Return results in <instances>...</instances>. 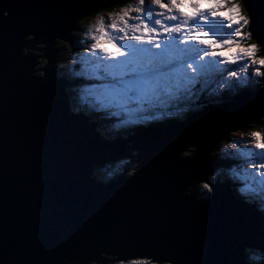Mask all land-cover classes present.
Returning a JSON list of instances; mask_svg holds the SVG:
<instances>
[{"label": "water", "instance_id": "95a60500", "mask_svg": "<svg viewBox=\"0 0 264 264\" xmlns=\"http://www.w3.org/2000/svg\"><path fill=\"white\" fill-rule=\"evenodd\" d=\"M123 1L0 0V264L162 253L175 264H254L246 249L260 244V209L226 181L206 199L194 188L225 163L212 157L218 144L262 120L264 79L184 119L99 138L52 78L54 42L75 46L79 21ZM40 45L42 79L31 75L36 60L23 53ZM180 141L188 143L173 153ZM128 160L130 172L125 165L113 181L94 182L92 171Z\"/></svg>", "mask_w": 264, "mask_h": 264}, {"label": "snow or ice", "instance_id": "6c2138e0", "mask_svg": "<svg viewBox=\"0 0 264 264\" xmlns=\"http://www.w3.org/2000/svg\"><path fill=\"white\" fill-rule=\"evenodd\" d=\"M208 3L214 6L202 8L201 0H150V3L136 0L134 6L110 17L107 24L103 16L97 17L96 25L81 33L91 40L84 46L87 62L79 72L75 68L68 70L72 84L76 85L69 93L73 110L100 113L116 107L127 116L122 123H143L153 119L150 112L158 103L165 105L167 100L178 98L182 90L189 91L202 77L215 75L220 89L238 81L251 82L253 77H264V0L258 6L251 0H208ZM185 7L190 11H183ZM224 28L228 31L220 35ZM102 41L111 44L114 50L105 47ZM222 49H227V53ZM71 63L75 66L78 62ZM220 64L225 67H219ZM225 73L233 79H225ZM260 109L259 115L264 117V98L260 99ZM249 140L259 151L250 153L245 165L252 169L249 176L259 191L256 187H240L238 193L241 199L248 197L244 203L259 201L262 206L260 244L249 246L246 251L264 254V133L251 131ZM187 143L173 144L172 152L179 153ZM231 147L238 149L239 141ZM217 181L214 175L202 184L205 195L217 190ZM61 258L53 264H58ZM161 262L175 264L174 257L164 253L133 260L131 264Z\"/></svg>", "mask_w": 264, "mask_h": 264}, {"label": "rangeland", "instance_id": "374dc122", "mask_svg": "<svg viewBox=\"0 0 264 264\" xmlns=\"http://www.w3.org/2000/svg\"><path fill=\"white\" fill-rule=\"evenodd\" d=\"M135 2L136 0H127L124 3H122L120 7H115L113 9H108V10L96 11L93 15H91V17L89 18L87 22H83V23L80 22V24L77 25L78 27L77 26L75 27L76 30H74V39H76L79 44H82V43H84L85 45L90 44L91 40L85 39L84 37H82L81 33H83L85 29L93 28L97 23V17L103 16L105 23L107 24L110 22L109 20L110 17H115L116 14L121 12L123 8L134 6ZM148 3H150V0H148ZM212 6L214 5L209 4L208 0H201L202 8L212 7ZM182 10L190 11V9H188L187 7L183 8ZM227 31L228 30L226 28L222 29V31L220 32V35H224ZM244 31L247 32V29L245 28ZM113 35H115V33H113ZM57 43L58 42H55L54 44H57ZM102 43H104V46L108 47L110 50H114L111 48V44L105 43L104 41H102ZM61 44H64V43L59 42V44H57L56 46L61 47ZM64 45H67V44H64ZM41 47L42 45L38 46V52L27 50V49L23 50V53L25 55H30L33 59L36 60L38 71L32 70V75L34 77H43L45 73L43 71V68L45 67V62H46V58H44V56H46V51L44 47H42V49ZM222 50L225 53H227V49H222ZM66 52L69 55L72 54V52L69 51L68 47H66ZM77 57L78 58H75V59L73 58L72 60H76L78 62V66H79L78 72H79L83 64L87 62V54L84 51V47L81 48ZM56 66H57V63H56ZM219 67L223 68L225 67V65L220 64ZM228 67L235 68V65H228ZM249 71L251 72L252 69H250ZM57 72L68 75V69L58 70L55 72L54 76L57 74ZM224 78L228 80L233 79L231 77H228L226 73H225ZM262 78L263 77H253L251 82L241 83L238 81L236 84L232 85L231 87H225L224 89H220L218 87L219 81L217 80L215 75L202 77L196 85L190 88L189 91L184 92L182 90L181 93L178 94V98L173 97L172 99L167 100L165 105H161L158 103L156 107L153 108L150 112V115L153 117V119L144 121L143 123H122L123 120L127 119V116L123 112H121L119 108H116V107H113L107 111L102 110L100 113H97L94 110L87 111V112L77 111V113H82L83 115H85L87 120H92V121L99 120V122L95 121V122H98L95 125V131L98 133L99 136L101 135V137L118 138L119 134H121V136L125 134L126 136V134L129 133L134 126H137L140 124H147V123H152V122L159 121V120L171 119L173 116H175L174 119L176 117L184 118L183 112H185L186 110H191V108L194 105H202L203 101H205L204 98L212 102V104L223 101L225 99L230 98L227 95H232L236 91L239 92V91H242V89L244 88H249V87L254 88L256 86H260ZM92 83H95V82L93 81ZM65 86L66 84L64 85V87ZM208 93H211V98L209 97ZM198 96H201L202 98L198 99ZM223 96H226V98L223 99L222 98ZM208 98H210V100ZM69 100H70V107L74 106L72 97L70 94H68V102ZM196 101L197 103L194 104ZM79 107L80 106L78 105V108ZM195 109H198V108H194L193 110ZM102 117H104L105 120L102 119ZM108 119H111V120H108ZM113 120H118L119 125L116 129H114L113 126L117 124V121H113ZM261 124H264V117L262 118V120L260 121L258 125H250L248 128L240 132H236V133L228 135L225 142H223V144L222 143L219 144V146L213 152L215 157H218L221 159L225 158L227 160L226 162L227 165L226 164L223 165L224 168L223 167L220 168V166H218L214 170L213 173L215 174V176L218 177L220 181H223V180L230 181L231 180L233 184L232 190L234 191L235 194L238 193V188L240 187H246V188L256 187L257 191H259V187L256 185H253L251 182L249 173L252 172V169L245 165V161L250 158L249 156L250 153H255L259 151L253 147V142L249 140V136H250L251 131H260L264 133V127H262ZM241 132H243V136H241ZM237 141H239V148L233 149L231 145L232 143H235ZM190 151H192L191 148L190 150L187 149V151L185 152L190 153ZM185 152L182 153V156L185 155ZM225 153H228V155H225ZM229 153H232V154H229ZM230 155L232 157V163H231ZM251 158L256 159L258 157H251ZM129 162L130 160L92 171L93 177L97 181L98 180L105 181L107 179L112 178L113 176L118 175L122 171V167L125 165H128V168H129L128 172H130ZM194 190H195L197 199L206 198V195H203V193H205L206 190L202 189V183H199L194 188ZM244 199L246 200L248 199V197L244 196ZM253 202L256 204V206L259 209L262 207L259 204V201H253ZM247 253H248L247 258H251L254 264L258 263L264 257V254L260 253L258 250L248 251ZM102 255L103 254H101L100 257ZM67 264H71V263H67ZM88 264H96V263H94L93 261H90Z\"/></svg>", "mask_w": 264, "mask_h": 264}, {"label": "trees", "instance_id": "16d2710c", "mask_svg": "<svg viewBox=\"0 0 264 264\" xmlns=\"http://www.w3.org/2000/svg\"><path fill=\"white\" fill-rule=\"evenodd\" d=\"M125 1V0H124ZM123 1V2H124ZM121 5H119V6H117V7H120ZM116 7V6H115ZM115 7H113V8H115ZM113 8H110V9H113ZM91 16H89V17H87V19L86 18H84L83 19V21L84 22H87L88 20H89V18H90ZM80 24V23H79ZM69 45V44H68ZM68 45H66V46H63V48H62V50H61V52H60V55H59V60H58V62H57V66H55L56 67V71H58V70H65V69H68V70H70V69H73V68H75V71H77L78 72V63L75 65V66H73V64H70V62H71V60L73 59V58H75V53H78V48L79 47H84L85 46V44L83 43V44H81V45H79V46H76L75 48H73L74 47V45L71 43V47H68ZM66 47H68L69 48V51H71V52H73L71 55H69L67 52H66ZM56 75H58V77H60V79L61 80H63V81H66V83H67V85L65 86V89H66V91H67V93L69 94L70 93V90L72 89V88H75L76 87V85H74V84H72V82H71V79L69 78V74L68 75H63V74H61V73H59V72H57V74ZM55 75V76H56ZM54 76V77H55ZM76 79H79V77H77ZM262 79H264V77L262 78ZM93 81H91L90 83H92ZM259 83V82H258ZM75 86V87H74ZM82 86V85H81ZM256 87H259V86H256ZM255 87V88H256ZM206 96V95H205ZM209 97L211 98V94H209ZM204 98V97H203ZM210 98H208L209 100H210ZM198 99H200V96H198ZM205 99V101L206 102H210V101H208L206 98H204ZM197 102V101H196ZM196 102L194 103V104H196ZM194 107H201V105L200 106H197V105H194L192 108H191V110H186L185 112H183L184 114V118L185 117H187V115H189V114H191L192 112H193V108ZM174 117L175 116H173L171 119H169V120H162V121H155V123L157 124V123H162V122H171V121H176V120H179V119H182L183 117H181V118H179V117H176L175 119H174ZM104 119V118H103ZM105 120V119H104ZM94 121H96V120H94ZM141 126H144V125H138V127H141ZM138 127H135V128H138ZM134 129H131V131H133ZM97 136H98V134H97ZM101 137V135L99 136V138ZM107 139V138H106ZM225 141V140H224ZM190 154V153H189ZM222 168V167H221ZM213 175H215L214 173L213 174H210L209 176H208V180L210 179V177H212ZM117 176V175H116ZM115 177V176H114ZM217 182H220L219 181V179H218V181ZM229 183H231V182H229ZM203 184V183H202ZM231 185V187H232V183L230 184ZM208 194V193H207ZM203 195H205V193H203ZM238 197H240V195H237ZM254 203V202H253ZM248 254V253H247ZM113 255L112 254H107V257H109V259L112 261V262H108V261H106L105 262V259H102L101 261H99V262H97L96 264H131V262L133 261V260H143V259H146V258H135V259H127V260H125L124 261V259H116V256L115 257H112ZM106 257V258H107ZM109 259H107V260H109ZM249 260H250V262H253L252 261V259L251 258H249ZM62 262H64V260L62 261ZM128 262V263H127ZM66 263H70L69 262V260L68 261H66ZM95 263V262H94ZM161 264H167V263H161Z\"/></svg>", "mask_w": 264, "mask_h": 264}, {"label": "clouds", "instance_id": "9594fccd", "mask_svg": "<svg viewBox=\"0 0 264 264\" xmlns=\"http://www.w3.org/2000/svg\"><path fill=\"white\" fill-rule=\"evenodd\" d=\"M82 21V20H81ZM81 21H79L76 25H75V27L81 22ZM84 22V21H83ZM78 27V26H77ZM74 30H76V28H74ZM82 36V35H81ZM83 37V36H82ZM75 40V46L73 47V48H75L76 46H79V45H81V44H79L78 43V41L76 40V39H74ZM57 44H59V42L57 43ZM56 44V45H57ZM83 44V43H82ZM68 45V44H67ZM63 46H66V45H64V44H61V47H58V46H56V47H58L59 48V50L57 51V53H56V56H55V61H54V63H53V66H52V71H51V74H52V78H54V79H57V80H59L60 82H63L64 84H63V93H67V91H66V89H65V87H64V85L66 84L67 85V83H66V81H63V80H61L60 79V77H58V75H56L55 77H54V74H55V72H56V63L58 62V58H59V55H60V52H61V50H62V48H63ZM76 49V48H75ZM78 53H75V58H78L77 57V55L79 54V52H80V50H81V47H79L78 49ZM73 53V52H72ZM74 58V59H75ZM70 64H72V63H70ZM31 75H32V72H31ZM63 75H65V74H63ZM33 76V75H32ZM34 77V76H33ZM35 78H38V79H42L43 77H35ZM250 88V87H249ZM255 88V87H254ZM245 89H248V88H244V89H242V90H245ZM238 91H236L235 93H237ZM234 93V94H235ZM208 94H211V93H208ZM234 94H232V95H234ZM232 95H227L228 97H231ZM67 97H68V93H67ZM197 103V102H196ZM208 103H210V104H212V102H207L206 103V101H203V103H202V105H201V107L200 108H198L197 110H199V109H202L203 107H205V106H207V105H209ZM218 103V102H217ZM215 104V103H214ZM197 106H199V105H197ZM69 107H70V100H69ZM197 110H195V111H197ZM194 112V111H193ZM80 114H82V113H80ZM83 115V114H82ZM84 117H85V119H87L86 118V116L85 115H83ZM104 117H102V119H103ZM182 119H184V118H182ZM101 120V119H100ZM108 120H111V119H108ZM107 120V121H108ZM164 120H169V119H164ZM180 120V119H179ZM96 121H98L99 122V120H96ZM113 121H117V124L116 125H114L113 126V128L114 129H116L117 127H118V120H113ZM112 121V122H113ZM159 121H162V120H159ZM177 121V120H176ZM98 122H95L94 121V123H93V126H92V129H93V131L95 132V134H98L96 131H95V125L98 123ZM162 123H167V122H162ZM86 124H88V123H86ZM151 124H156L155 122H152V123H147V124H140V125H144V126H141V127H138V125L137 126H134L132 129H134L133 130V132H137L140 128H144V127H147V126H149V125H151ZM157 124H160V123H157ZM135 127H138V128H135ZM119 131V130H118ZM133 132L132 131H130L129 133H127L126 134V136H125V134L124 135H122L121 136V134H119V136H118V138H126L127 136H129V135H133ZM228 137V136H227ZM227 137L224 139V140H226L227 139ZM222 141L221 143L223 144V142H225V141ZM221 143H219V144H221ZM219 144H218V146H219ZM217 146V147H218ZM229 154H232V153H229ZM212 157H215L214 156V154L212 153ZM230 157H231V155H230ZM216 158H218V157H216ZM218 159H221V158H218ZM257 159V158H256ZM223 160H225V163L224 164H226L227 165V160L224 158ZM231 163H232V157H231ZM224 164H221V165H219L220 166V168L221 167H223V165ZM233 165V164H232ZM218 167V166H217ZM216 167V168H217ZM215 168V169H216ZM224 168V167H223ZM214 169V170H215ZM214 172V171H213ZM212 172V173H213ZM121 173V172H120ZM119 173V174H120ZM119 174L117 175V177L119 176ZM117 177H112V178H110V179H107V180H105V181H102V180H96V179H94V182H97V183H101V184H107V183H109V182H111V181H113L115 178H117ZM94 178V177H93ZM220 181V180H219ZM223 181H226L227 183H229V182H231L232 183V181L230 180V181H227V180H223ZM220 182H222V181H220ZM202 183H205V182H202ZM231 183H229V185L231 184ZM231 186V185H230ZM208 195V194H207ZM206 195V198L208 197ZM236 195H239L238 193H236ZM206 198H204V199H206ZM200 199H203V198H200ZM259 209V208H258ZM107 257V256H106ZM263 259V258H262ZM261 259V260H262Z\"/></svg>", "mask_w": 264, "mask_h": 264}, {"label": "flooded vegetation", "instance_id": "af4514ba", "mask_svg": "<svg viewBox=\"0 0 264 264\" xmlns=\"http://www.w3.org/2000/svg\"><path fill=\"white\" fill-rule=\"evenodd\" d=\"M200 98H202V97L200 96ZM201 103H202V102H201ZM199 106H200V105H199ZM194 108H199V107H194ZM194 108H193V109H194ZM195 110H197V109H195ZM195 110H193V111H195ZM115 162H116V161H114L113 163H115ZM109 164H110V163H109ZM126 164H127V162H126ZM129 164H132V160H130ZM124 167H125V166L122 167V170H123ZM115 177H117V176H115ZM209 194H210V193H208V196H209Z\"/></svg>", "mask_w": 264, "mask_h": 264}, {"label": "bare ground", "instance_id": "6f19581e", "mask_svg": "<svg viewBox=\"0 0 264 264\" xmlns=\"http://www.w3.org/2000/svg\"><path fill=\"white\" fill-rule=\"evenodd\" d=\"M55 43V42H54ZM189 150H190V148H189ZM190 155V154H189ZM247 180V179H246Z\"/></svg>", "mask_w": 264, "mask_h": 264}]
</instances>
